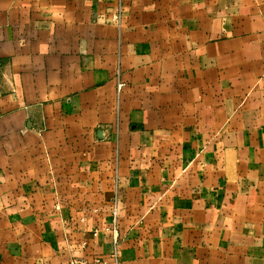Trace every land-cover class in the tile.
Wrapping results in <instances>:
<instances>
[{
    "label": "crops",
    "instance_id": "crops-1",
    "mask_svg": "<svg viewBox=\"0 0 264 264\" xmlns=\"http://www.w3.org/2000/svg\"><path fill=\"white\" fill-rule=\"evenodd\" d=\"M115 206L121 264H264V0H0V264H114Z\"/></svg>",
    "mask_w": 264,
    "mask_h": 264
},
{
    "label": "built area",
    "instance_id": "built-area-1",
    "mask_svg": "<svg viewBox=\"0 0 264 264\" xmlns=\"http://www.w3.org/2000/svg\"><path fill=\"white\" fill-rule=\"evenodd\" d=\"M123 18V5L122 2L119 5V8L114 15V20L121 24ZM118 83H117V92L119 97L123 94L126 84L120 80V75H118ZM117 205V204H116ZM111 232L113 233V238H114V252H113V261L114 264H121L120 260V252H119V242H120V236H119V216H118V208L115 206L113 210V225L112 228L110 229ZM72 264H85L83 262H73Z\"/></svg>",
    "mask_w": 264,
    "mask_h": 264
}]
</instances>
